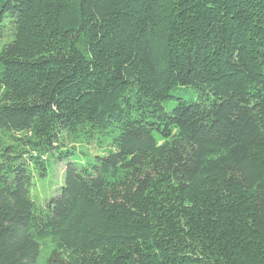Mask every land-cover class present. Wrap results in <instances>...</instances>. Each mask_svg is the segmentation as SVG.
Segmentation results:
<instances>
[{
    "label": "trees",
    "instance_id": "trees-1",
    "mask_svg": "<svg viewBox=\"0 0 264 264\" xmlns=\"http://www.w3.org/2000/svg\"><path fill=\"white\" fill-rule=\"evenodd\" d=\"M10 29L0 264H264V0H0Z\"/></svg>",
    "mask_w": 264,
    "mask_h": 264
},
{
    "label": "rangeland",
    "instance_id": "rangeland-1",
    "mask_svg": "<svg viewBox=\"0 0 264 264\" xmlns=\"http://www.w3.org/2000/svg\"><path fill=\"white\" fill-rule=\"evenodd\" d=\"M8 33L0 35V50L4 44L8 43L13 39L12 29L7 30ZM182 96L191 98L196 96V90L193 87H189ZM178 99L171 98L165 102L168 109H172L176 104ZM110 137L103 133L96 134L92 138L93 142H82L76 144L75 153L71 155V158H77L78 160H86L90 155L99 154L98 152H103L105 149L102 144L108 146L105 142H108ZM71 144L68 141L67 144ZM67 164V157L61 159V153L59 149L51 152L50 157L47 161V171L45 175H41L38 168H32V184L30 186V197L36 201L38 204L45 205L53 196L57 195L61 186L64 183V173ZM47 242H42V250L40 252L37 264H48V257L51 255L55 244L51 240H46Z\"/></svg>",
    "mask_w": 264,
    "mask_h": 264
}]
</instances>
